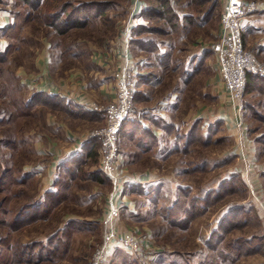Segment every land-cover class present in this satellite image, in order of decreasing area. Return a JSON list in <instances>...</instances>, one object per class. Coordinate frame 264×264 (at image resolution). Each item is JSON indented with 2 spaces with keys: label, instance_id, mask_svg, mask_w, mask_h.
Segmentation results:
<instances>
[{
  "label": "rangeland",
  "instance_id": "rangeland-1",
  "mask_svg": "<svg viewBox=\"0 0 264 264\" xmlns=\"http://www.w3.org/2000/svg\"><path fill=\"white\" fill-rule=\"evenodd\" d=\"M78 1L92 3L107 2L111 3V8L104 11L95 21L93 26L71 31L65 36L58 35L53 28L47 27L39 22L23 24V18L20 16L14 43L19 49L13 50L7 60V65L0 64V85L7 82V77L3 73H6V70H8L13 73L20 86L19 97L21 99L25 100L31 94L36 92L32 90L28 93V90L25 91L21 89V77H18L17 71L25 72L28 77L30 76V78H32V83L36 85L38 80L35 76L38 74L37 68L39 64V57L43 55L46 45L48 46L46 50L49 54L48 67L51 72H53V69H58L59 72L63 70L74 71L75 69L88 70L94 66V62H92L93 58L95 61H100V64L107 65L109 70L112 69L111 73H114L123 61V36L125 34L128 42L127 55L129 64L135 69L136 73V89L133 99V106L136 113L131 117V120H135L138 118L137 115L143 105V103L141 104L139 102V99H142V97H140V92L138 91L140 88H145L147 90V94L152 96V98H155V95L165 91L160 90L162 89L161 87L154 88L157 77H150L151 74L154 76L161 74L159 70L160 65L157 62L158 59L155 56V53L140 50L136 44H134L135 40L141 39L143 41H154L158 43L162 53H167L171 45H175V47H179L180 49L184 48V50L181 49L182 51L178 48L176 52H182L181 56H184L183 58L187 59L196 50V48H198L191 45L190 42L193 43L195 38H203L208 28H215L219 23L220 12L225 0H217V13L211 20L208 27L204 29H196L192 31L188 37L184 38V40L181 39L178 42L174 41V37L168 31L169 28L167 24H165L162 20H157L155 18L148 19L141 16V11L147 9L148 7L155 6L154 0ZM188 1L189 0H178L174 2V8L180 14H184L188 12L186 7ZM241 1L255 2L257 4L256 10L258 9V5H262L264 7V0ZM0 8L6 9L9 12V24H14L13 16L15 13L21 12L20 14L22 15V13L28 9L17 0H0ZM140 24L163 30L165 32L168 31V33H143L140 36H133L132 29ZM13 34L15 36V30L13 31ZM0 38L5 41V45L3 44L4 46H0V51L3 52L6 50L9 40L2 37L1 34ZM183 44H185V46H183ZM110 45L113 47L111 56L112 62H110L111 60L109 59V56H106ZM245 47V50L251 52L250 46ZM251 53L262 65H264V57L256 55L253 52ZM108 62L110 63L108 64ZM200 74L201 73H198V75ZM202 74L193 78L189 87L190 89H187L183 94V99L188 100L189 106L187 104L188 107H185L184 109L181 106L179 112L175 115L177 118H174L179 127L184 128L185 126V130L193 122V119L188 122V125H184V121L182 122V118L186 116V112L188 110L192 114L196 112L205 114L209 120L210 116H208L205 111L203 112L204 106L205 110L208 107L211 108L214 106V102L209 96L208 98H203L202 96V91L208 90L207 83L205 84L203 82L209 79H205L207 74ZM142 77L145 78L142 79ZM160 79L165 80L166 77L160 75ZM262 80H264V78ZM3 92L4 91L0 90V164L3 163L6 167L11 166L12 168H15L16 171H18V168H20L22 164L30 162L35 163L37 161V157L34 154L31 144L35 138L32 137V134H28L33 132L36 134L46 132L43 127V121L46 113L54 115V117L59 120L61 119L67 130L78 134L79 141L81 140V142L85 139L97 140V138L92 137V134L105 125L103 116L99 113H96L99 115V119L96 120L71 118L65 113L50 111L48 108L41 105L36 106L32 110L31 117L23 116L24 113H22L20 109H16L18 112L13 113L11 107L8 106V101L3 97ZM114 94L113 86V97L106 103L93 102L90 101L92 99H89L88 97L82 98L83 100L81 101L83 103L88 102L89 104H95L98 108L102 109L109 103L113 102L115 99ZM221 101L223 107L225 108L224 112H226L227 116H230L229 120L232 126L231 128L233 132H235L233 138L228 135L226 132L227 130L225 131V129H223L222 132L220 131L219 135L209 139V142H207L206 145L198 143L190 146L189 152H187L188 154L183 156L181 155L179 157L180 159L175 161L178 162V167L181 166V168H184V171L179 168L172 172L162 170V172L160 171L159 173H162V175H170V173H172L176 181L181 185H188L189 187L187 188L191 190V195L196 197L203 196L209 189H211L209 187L215 188L221 181H223V179L225 180L226 178H230L236 174L240 175V179L242 181L241 188L243 190L241 194L237 193L225 196L219 202L211 205L207 212L201 217H198L196 220H193L187 229H180L166 224L160 216L156 215V212H154L150 204H147L149 205L148 209L140 210L139 207L137 209V206H141L142 204H139L136 201L137 206L135 209L138 210L139 218L136 220L126 221L128 222L127 225L124 226V228L117 230L116 221L118 220L119 213L121 212H119L120 202L122 200V196L126 194L125 181L127 179L136 178V174L138 173H135L134 171L124 172L123 155H127L131 159V162H134L135 160L137 161L138 159L133 158L135 154L133 146L128 143H117L118 133L116 135V150L119 155L117 171L120 179L119 190H117L115 196V206L118 210V216L112 220V230L117 234L129 231L138 237L141 245V251L148 258L144 264H201L206 262V260L211 259L209 256L211 253L206 249L205 239L215 226L219 216L230 207L236 205L243 206L245 209L252 211L253 221H251V224L240 227L232 233L227 234L225 237L247 238L255 236L261 237L264 240V85H262V88L258 91H253L252 93L245 95L243 93L240 100V119H237V116L235 117L234 112L226 103L224 104L223 101H225V99H222ZM149 104L145 105L149 106ZM80 108L82 111L91 112L81 106ZM182 111L184 112L183 114ZM10 113L12 114L10 117L11 122L6 124V117H9ZM237 121L241 123L239 126L236 124ZM212 122L213 121L211 120L210 123ZM58 135L61 137L62 133L59 132ZM4 140L19 143L14 154L12 151H8L3 147ZM99 146L98 141L97 155L92 162H88V164L84 166V172L88 170H99ZM233 152H236V154L232 156L231 153ZM11 154L14 155L13 159L9 158ZM200 163H206V165H204L205 167L203 166L200 171H192L193 164L198 165ZM247 166L249 169L248 178L250 186L244 182V179L241 176L242 172L239 171L244 170V167ZM235 168L239 169L237 170L238 172ZM34 186L35 183L32 184V188ZM170 189L172 190V188ZM170 189H168V187L163 190L161 189L163 198L168 199V195L171 194ZM12 191L15 193L21 192V187L16 186L12 189ZM110 192L111 185L108 181L106 184H102L92 182L88 179L79 180L75 189H73L72 194L74 201L72 203L63 204L58 207L49 220L33 224L24 231L21 230V237H26V239L30 241L40 239L43 240L56 232L59 226L62 224L64 225L66 222L64 219L67 214L75 220L84 222L91 221L90 223L95 225L94 230H91L87 234L74 235L70 243L68 253L69 256L65 260L58 263L88 264V260L94 251V247L101 242L100 240L104 230V222L108 212L107 201ZM16 200H19V198L10 201V207L12 206V210L19 208L18 206L22 203V201ZM120 215L124 216L123 212L122 214L120 213ZM125 218L126 217H123V219ZM3 232V229L0 227V234ZM18 233L19 232L14 233L15 237L18 236ZM263 246L258 252L251 255H244L234 261L229 258L226 259L219 254L220 260H218V264H264ZM114 252H117V258L114 256ZM218 253L221 252L216 250L217 255ZM106 264L139 263L131 254L122 249H115L107 257Z\"/></svg>",
  "mask_w": 264,
  "mask_h": 264
},
{
  "label": "trees",
  "instance_id": "trees-1",
  "mask_svg": "<svg viewBox=\"0 0 264 264\" xmlns=\"http://www.w3.org/2000/svg\"><path fill=\"white\" fill-rule=\"evenodd\" d=\"M17 1L28 9L22 15L21 12L15 13L13 16L14 24H9L0 29L1 36L9 40L6 50L0 51V64L2 65H7L10 54L13 50L19 49L14 43L20 16L23 18V24L39 22L53 28L58 35L65 36L71 31L93 26L102 13L111 8V3L107 2L92 3L78 0ZM154 1L155 6L141 11V16L162 20L167 24L168 31L174 37L175 42L188 37L196 29L210 25L218 8L217 0H189L186 4L188 12L180 14L174 8V2L178 0ZM132 30L133 36H140L143 33H168V31L165 32L143 24L135 26ZM134 44L142 51L154 52L158 64L162 67L167 65L168 54L160 51L158 43L139 39L135 40ZM209 53L205 52L192 68V75L201 70L202 61L209 57ZM3 74L7 77V84L2 83L0 90L4 91L3 97L8 101V106L11 107L13 113L18 112L16 109H20L24 113L23 116L31 117L32 110L41 105L50 111L65 113L71 118L99 119V115L96 113L82 111L80 106L57 94L36 91L23 100L19 97L20 86L13 73L6 70V73ZM262 85H264V80L261 78L245 74L243 93L245 95L258 91ZM11 116L10 113V116L6 117V124L11 122ZM221 126V122L213 121L206 128V135L204 136L201 121L194 120L179 138L183 141L185 149L198 143L206 145L209 139L221 131ZM118 142L132 145L135 149L134 157L139 160L152 153L156 141L150 131L143 128L137 120H124L118 132ZM17 145L19 143L13 141L8 143V148L13 154ZM97 147V140L85 139L77 152L69 155L55 166L51 190L45 191L40 198L21 205L15 212L10 208V201L21 199L25 192L32 188L35 176L32 172H19L11 166L6 167L0 164V227L4 231L3 235L0 234V264H58L69 256L70 243L74 235L87 234L94 230L95 225L90 222L70 219L60 229L43 240L21 243L14 235L26 226L49 220L58 207L72 203L74 201L73 189L79 180L88 179L92 182L106 184L107 180L99 170L83 171L84 166L95 159ZM13 154L10 156L11 159L14 157ZM200 169L202 167H193L192 171H200ZM241 185L240 175L236 174L223 179L217 187L209 189L201 197L192 196L191 190L187 187L179 188L174 201L169 206L162 203L163 196L159 184L149 187L132 186L128 191L146 198L156 215L160 216L169 226L187 229L190 223L204 215L211 205L219 202L225 196L241 194L243 190ZM16 186L21 187V192L12 191ZM252 218L253 212L239 205L230 207L220 215L205 239L206 249L211 253L209 255L211 259L201 264H218L219 254L234 261L244 255L258 252L264 245V240L261 237H225L240 227L251 224ZM216 250L221 253L217 255ZM116 253L114 252V256L117 258Z\"/></svg>",
  "mask_w": 264,
  "mask_h": 264
},
{
  "label": "crops",
  "instance_id": "crops-1",
  "mask_svg": "<svg viewBox=\"0 0 264 264\" xmlns=\"http://www.w3.org/2000/svg\"><path fill=\"white\" fill-rule=\"evenodd\" d=\"M9 23V12L6 9L0 8V29L6 27ZM206 27L208 26H203L201 29ZM218 30L219 23L215 28H208L203 38H195L193 43L190 42L191 45L198 48H196V50L187 59L183 58L184 56H181L182 52H176L179 47H175V45H171L169 47V51L167 52V65L165 67H162L161 65L159 66L160 75L166 77V79H160V75L154 76L151 74L150 76L151 78L157 77L154 88L161 87L162 89L160 90L165 91H162L160 94L155 95V98H152V96L147 94V90L145 88H140V90H138L141 95L140 97H142V99H139V102L141 104L143 103V105L137 115L138 118L135 120H137L143 128L150 131L156 142L152 153L137 161L135 160L134 162H131V159L127 155H123L124 172L134 171L135 173H138L136 174V178L127 179L125 181L126 194L122 196L119 208V212L121 211V214L123 212L124 216H121L119 213L118 220L116 221L117 230L124 228V226L128 223L126 221L136 220L139 218L138 210L135 209L137 206L136 201L139 204H142L141 206H137V209L138 207L140 210L148 209L149 206L147 205V199H144L143 196L132 193L129 194L128 189L130 187H149L159 184L162 190L167 187L168 189L172 188V190L170 189L171 194L168 195V199L163 198L162 203L166 206L172 204L176 196L175 192L179 188L189 187L188 185L179 184L172 173H170V175H162V173L159 172H162V170L172 172L179 168L184 171V168H181V166L178 167V162L175 161L179 160L181 155L183 156L189 152V148L185 149L183 141L179 138L180 135L185 132V126L184 128L179 127L174 118H177L175 115L179 112L181 106L183 109L189 106L188 100L183 99V94L187 89H190L189 87L193 78L200 76L202 72V75L207 74L205 79L209 78L208 80H205L206 82H203L205 84L207 83L208 90H203L202 96L203 98H208L209 96L214 102L213 107H208V110L206 109L207 112L205 110V106L203 110V112L205 111V113L210 116V119L208 120L205 114L200 112L192 114L188 110L186 112V116L182 118V122L184 121L183 124L188 125V122L192 119L193 121L200 120L202 134L205 136L206 128L210 124V121H218L222 123L221 132L225 129L231 138L235 135V132H233L231 128L232 126L229 120L230 116H227L226 112H224L225 108L222 105L221 100L223 87L216 60L213 53L207 48V45L216 39ZM241 38L245 49V46H250L251 52L264 57V7L262 5H258V9L254 13L247 15L242 20ZM4 43L5 41L0 38V46ZM183 46H185V44H183ZM46 48H48L47 45L44 48L43 55L39 57V64L37 68L38 74L35 76L38 80L36 85L32 83V78H30V76L28 77L25 72L17 71L18 77H21L20 84L22 86V90H28V93L33 90L57 94L77 106L89 104L88 102L83 103L81 101L83 100L82 98L87 97L92 99L90 101L98 103H106L111 100L113 97L112 69L109 70L107 65L100 64V61H95L92 58L94 66L88 70L75 69L74 71L63 70L59 72L58 69H53V72H51L48 67L49 54ZM181 49L184 50V48ZM160 51L162 52L161 48ZM112 52L113 47L110 45L106 53V56L108 55L111 60L110 62H112ZM205 52H210L209 57L202 61L201 70L192 75V68L201 59ZM110 62H108V64ZM198 73L201 74L198 75ZM144 78L145 77H142V79ZM145 104H149V106H146ZM183 113L184 112L182 111V114ZM43 127L46 132L38 134L33 132L28 134H32V137L35 138L31 144L34 154L37 157V161L35 163L30 162L22 164L20 168H18V171L34 173L35 186L32 189L27 190L24 197L16 200L22 201L18 207L40 198L45 191L51 190L54 177V167L66 159L69 155L77 152L82 144L81 140L79 141L78 134L67 130L61 119L59 120L58 118H55L52 114L46 113L43 121ZM59 132L62 133L61 137L58 135ZM219 133L216 135H219ZM9 142V140H4L3 147L6 150L11 151L8 148ZM234 154H236V152L231 153L232 156ZM133 158L135 157L133 156ZM1 165L4 166L3 163ZM204 165H206V163H200L198 165L193 164L192 167H203ZM237 170L239 169H236V171ZM138 198L143 200H139ZM17 209L12 210L11 208L14 212ZM65 217V221L72 219L68 214ZM123 217H126L127 219H123ZM62 226L63 224L59 226L58 229ZM29 227H31V225L25 227L22 231ZM19 234L20 232L18 233L17 238L21 243L30 241L26 239V237L22 238L21 234L20 236Z\"/></svg>",
  "mask_w": 264,
  "mask_h": 264
},
{
  "label": "built area",
  "instance_id": "built-area-1",
  "mask_svg": "<svg viewBox=\"0 0 264 264\" xmlns=\"http://www.w3.org/2000/svg\"><path fill=\"white\" fill-rule=\"evenodd\" d=\"M255 2L225 0L219 16V30L214 41L207 45L213 53L223 87L222 99L240 119V100L243 95L245 74L264 78V65L248 50H245L241 38L242 20L256 10ZM130 26V25H129ZM128 32V31H127ZM122 63L112 73L114 97L113 102L104 108L95 104H84L81 107L103 116L104 126L92 134L99 141L98 169L111 185L108 195V212L104 222L101 242L94 247L88 264H106L107 257L115 249H122L131 254L139 264L148 259L141 251L138 237L132 232L114 233L112 220L118 216L115 206L116 193L119 190L117 165L119 155L116 150V135L124 120L135 115L133 99L136 86L135 69L129 64L127 55V38L124 34ZM237 126L241 123L237 121ZM244 161V160H243ZM248 166L241 170L242 178L249 186ZM155 253V252H154ZM153 253V254H154ZM152 254V255H153Z\"/></svg>",
  "mask_w": 264,
  "mask_h": 264
}]
</instances>
